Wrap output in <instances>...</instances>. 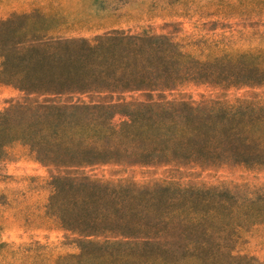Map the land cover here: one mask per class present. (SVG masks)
<instances>
[{"label": "trees", "instance_id": "16d2710c", "mask_svg": "<svg viewBox=\"0 0 264 264\" xmlns=\"http://www.w3.org/2000/svg\"><path fill=\"white\" fill-rule=\"evenodd\" d=\"M252 3L259 6L253 14L264 16V0ZM21 17L33 19L15 18ZM13 21L0 23L6 29L5 38L0 36V81L14 85L28 99L1 116L0 157L8 143L19 139L40 163L61 168L124 160L201 168L227 163L264 167L260 102H159L128 111L121 132L108 141L110 135L100 125L81 116V106L60 101L65 95L93 92L171 91L195 81L214 87L262 85L264 70L253 66L256 56L200 62L173 38L144 31H113L92 40L29 39L23 29L11 30ZM241 58L244 67L252 68L236 70ZM31 95L36 98L30 100ZM97 117L105 119L103 113ZM104 139L103 148H94V142ZM52 188L49 209L62 227L84 238H102L80 242V252L62 258L61 264H169L173 261L162 254L178 248L183 263L217 264L222 261L217 251H230L246 225L264 220L263 198L240 199L226 192L115 189L77 178H55ZM229 263L241 264L233 258Z\"/></svg>", "mask_w": 264, "mask_h": 264}, {"label": "rangeland", "instance_id": "374dc122", "mask_svg": "<svg viewBox=\"0 0 264 264\" xmlns=\"http://www.w3.org/2000/svg\"><path fill=\"white\" fill-rule=\"evenodd\" d=\"M254 6L259 7L252 0H0V23L14 17L11 30L23 29L29 39L45 36L92 40L113 31L131 34L144 31L173 38L185 53L200 62L219 58L237 60L241 55L252 54L257 57V64L253 66L263 71L264 16H255ZM26 15L33 19L15 18ZM5 31L0 24L2 39ZM244 61L239 59V65L234 68H252L244 67ZM1 65L0 56V72ZM35 98L36 95L30 96V100ZM24 99H28L25 93L0 81V120L12 105ZM60 101L66 106H81V116L89 123L100 125L111 141L121 132L130 110L155 106L159 102L196 106L209 101L229 104L249 101L264 105V83L249 87H214L195 81L185 82L171 91L93 92L65 95ZM100 113L104 121L98 119ZM104 143L105 139L96 141L94 148L101 149ZM55 178H77L115 189L212 190L240 199H264V167L227 163L201 168L131 164L124 160L61 168L40 163L31 147L17 139L3 148L0 157V264H61L62 258L80 252V242L85 239L101 241V237L84 238L65 230L50 212ZM230 248V251H217L222 258L217 264H230L232 258L241 264H264V220L246 225ZM162 255L167 261H173L169 264H175L176 258L178 264H209L191 260L183 263L179 248ZM157 264L165 263L158 260Z\"/></svg>", "mask_w": 264, "mask_h": 264}]
</instances>
